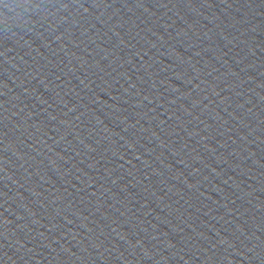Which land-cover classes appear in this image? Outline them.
I'll return each instance as SVG.
<instances>
[{"label":"water","instance_id":"95a60500","mask_svg":"<svg viewBox=\"0 0 264 264\" xmlns=\"http://www.w3.org/2000/svg\"><path fill=\"white\" fill-rule=\"evenodd\" d=\"M0 264H264V0H0Z\"/></svg>","mask_w":264,"mask_h":264},{"label":"clouds","instance_id":"9594fccd","mask_svg":"<svg viewBox=\"0 0 264 264\" xmlns=\"http://www.w3.org/2000/svg\"><path fill=\"white\" fill-rule=\"evenodd\" d=\"M15 7H18V6L13 5V4H7V3L4 4L5 9L11 10L12 8H15ZM8 19H9V17H8L7 13H5V20H8Z\"/></svg>","mask_w":264,"mask_h":264}]
</instances>
